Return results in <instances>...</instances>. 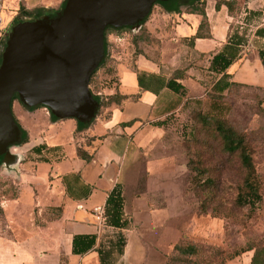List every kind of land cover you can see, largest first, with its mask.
<instances>
[{
	"label": "crops",
	"instance_id": "crops-1",
	"mask_svg": "<svg viewBox=\"0 0 264 264\" xmlns=\"http://www.w3.org/2000/svg\"><path fill=\"white\" fill-rule=\"evenodd\" d=\"M63 1L0 0V15H5L4 20L0 17V29L7 33L20 8L49 11ZM233 1L235 14H229L225 6L216 10L214 0H203L207 29L202 33L208 38L195 39L190 47L183 40L198 31L201 16L187 12L168 15L155 8L143 26L152 43L145 45L134 62L140 73L155 80H143L149 90L141 91L129 65L115 64L118 91L124 99L120 106L113 103L103 110L91 125V134L64 130L60 132L65 135L63 141L50 133L39 135L43 142L34 143L36 137L23 127L29 142L11 148L17 158L11 167H0V264H99L94 250L74 255L72 238L95 235L97 246L116 232L105 225V219L98 223L93 215L94 208H104L114 187L121 190L127 222L122 231L125 245L122 253L112 255L114 264H166L175 244L186 239L195 243L190 237L193 218L186 217L170 195L153 188L151 183L164 174L152 167L158 165L159 169L161 162L149 158L146 150L153 147L149 135L164 127L153 122L185 116L192 111L193 102L202 99L204 78H213L206 70L207 53L217 52L227 42L252 46L247 38L251 27L242 25L239 16L244 11H258L264 17V0ZM232 66L235 69L230 70ZM232 66L230 81L264 88V71L256 51ZM180 70L185 77L179 82L186 90L181 99L164 86L165 79ZM111 92L104 89L100 94ZM38 146L41 149L34 151ZM48 148L63 149L67 158L52 162L45 154ZM77 148L91 160L80 159ZM41 169L44 174L39 177ZM27 184L40 189L24 188ZM245 254L225 264H250L252 253Z\"/></svg>",
	"mask_w": 264,
	"mask_h": 264
},
{
	"label": "rangeland",
	"instance_id": "rangeland-1",
	"mask_svg": "<svg viewBox=\"0 0 264 264\" xmlns=\"http://www.w3.org/2000/svg\"><path fill=\"white\" fill-rule=\"evenodd\" d=\"M155 8L159 6L155 5ZM20 9L25 10V8ZM25 11L30 12V10ZM0 17L2 20L5 19L4 14ZM147 21L148 19L143 26ZM7 22V25H11L12 21L7 19ZM260 24L264 25V17L263 21L257 23V25ZM254 25L252 29L249 28L247 38L255 48L262 47L263 40L250 36L254 27L257 26ZM243 34L245 35V32ZM244 39L245 37H242V40ZM108 40L112 44L109 49L112 62L126 63L130 66L131 35L124 33L117 38L115 35H109ZM250 53L251 51L247 56ZM232 69H235V66L230 68ZM110 78H115L114 72L106 74L98 71L92 80H109ZM213 82V78H204V95L201 100L193 102L191 110H199L205 115L225 120L235 130L246 136L252 147V160L261 182V202L257 207L253 211H250L249 207H235L233 202L236 188L242 177L238 163L234 160L235 158H230L220 151L219 143L204 133V129L200 127L197 120L194 119L191 125L188 114L172 116L168 118L161 132H152L149 135V142L153 144V147L146 152L149 158L161 162L159 169H157L158 165L152 167L156 169V172L164 174V177L151 183L155 186L153 188L158 187L164 192L163 195H170L178 207L184 209L185 216H191L194 220L190 237L195 240L198 248L196 262L225 264L246 255V252H242L247 248L264 245V88L244 85L233 88L225 92L223 97L215 99L208 97L212 92ZM11 110L20 127L23 130L26 127L27 131H31L32 136L36 137L34 143L43 142L39 135L50 133L58 134L57 138L63 141L65 135L61 133L64 130L76 132L79 129L74 119L53 120L47 109L37 107L25 109L18 100L12 102ZM96 119L97 117L90 125L79 129V133L82 136L91 134V125ZM46 144H48L47 141ZM45 154L52 162H60L67 158L65 151L59 148H48ZM12 155L15 160L17 157L15 154ZM189 160L197 162L202 170L205 169L208 172L207 176L215 180V190L204 193L199 189L198 178L187 169ZM43 174L44 169H41L38 176L42 177ZM206 177L203 171L199 181H204ZM34 186L35 184L33 186L27 184L23 187L32 190ZM35 189L39 190V185H36ZM200 206L205 207L204 212L200 210Z\"/></svg>",
	"mask_w": 264,
	"mask_h": 264
},
{
	"label": "water",
	"instance_id": "water-1",
	"mask_svg": "<svg viewBox=\"0 0 264 264\" xmlns=\"http://www.w3.org/2000/svg\"><path fill=\"white\" fill-rule=\"evenodd\" d=\"M166 1L64 0L52 18L12 25L0 59L2 161L14 160L10 149L21 140L10 107L14 95L26 109L42 106L58 120L89 124L98 109L89 79L104 57V30L137 31L152 6Z\"/></svg>",
	"mask_w": 264,
	"mask_h": 264
},
{
	"label": "trees",
	"instance_id": "trees-1",
	"mask_svg": "<svg viewBox=\"0 0 264 264\" xmlns=\"http://www.w3.org/2000/svg\"><path fill=\"white\" fill-rule=\"evenodd\" d=\"M214 1L216 10H218L221 6H225L229 14H235L237 12L235 11V2L233 0ZM155 5L159 6L161 12L168 15L187 12L191 14H198L201 16L202 20L198 27V31L188 40H183V42L186 43L187 46H192L195 39L208 38L207 33H202L203 29L204 31L207 29L203 0H168L166 2H156L152 6L148 16L140 23V28L137 31L132 30L130 27H122L119 29L107 27L104 30L103 34L104 57L98 67L93 71L89 79L91 95L98 104L95 118L102 114L103 110L113 103L117 106H120L121 101L124 99V97H122L118 91V77L116 76L117 71L114 68L115 63L112 62L109 50L110 46L112 45L108 40L109 35H115V38L124 33H128L131 35L130 45L132 48V59L129 69L136 74L138 86L141 91L149 90L146 81L143 80H155L154 76L152 75L140 73L134 64L136 57L142 52V49L145 48V45L152 43L149 38V34L143 28V24L150 16ZM63 6L64 1L56 9L49 10L48 12H51L53 14L50 16V18L54 17L63 8ZM45 13L46 12L44 11V9L33 10L30 12L19 9L16 18L12 22V25L25 21H34L43 16ZM239 21L242 23V25L252 27L255 26L254 24L257 25L259 21H263V15L262 12L258 11H244V14L239 16ZM254 29V38L264 41V25H257L256 27H254ZM237 42H240V40H237ZM3 46H5V42H3ZM252 50L257 52L258 58L264 71V46L255 48L252 45L250 48H244L231 42H227L222 45L217 52H209L206 54L209 57L206 70L215 79L212 83V92L208 95V97L217 99L219 97H223L225 92H228L233 88L244 86L243 84H238L230 81V74L228 73V70L232 65L239 63ZM111 65H113L114 67ZM111 68L113 71L111 70ZM98 71L106 74H112L114 72L115 78H110L109 80H92L93 76ZM184 77V70H180L173 72L170 77L165 79V88L172 94L176 95L179 99L184 97L186 94V90L179 82V80H182ZM104 89H110L112 92L108 95H103L102 93L100 94V92ZM14 100H18L16 95H14L12 98V101ZM37 108L44 107L37 106ZM49 115L53 120H58L50 113ZM187 117H190L191 125L194 122V119L197 120V123L200 125V127L204 129V133L207 134L208 137L216 140L219 143L220 151L223 154L230 156V158H235L234 160L238 163L239 169L242 173V177L240 179V184L236 188V195L233 203L237 208L249 207V210L253 211L261 202V182L259 180L257 172L255 171L254 163L252 160V147L246 136L235 130L231 125L227 123V121L215 116L205 115L199 112V110L190 111ZM14 121L21 133V140L18 145L27 144L29 142V138L26 132L20 127L15 118ZM93 121L94 120H92L89 124H81L77 121L76 123L79 129H81L90 125ZM166 121L167 119L161 122H154L153 125L162 127L166 125ZM79 129L77 131H79ZM40 149L41 146L33 148L34 151H39ZM76 155L85 162H89L91 160V156H89L80 148H77ZM13 161L14 160L8 163H4L2 161V157H0V167L1 165H3L5 168H8V166H10ZM191 161L192 160L188 161L187 169L191 171L195 175V177L198 178L199 189L204 191V193L205 191L211 192L212 190H215V180L211 177H208V172H206L205 169L202 170L197 162ZM203 171L204 177H207L204 178V181H199V177L202 175ZM201 209L203 212L205 211V207L203 208L200 206V210ZM123 216L122 193L118 187H114L110 192H108V197L104 206V218L105 225L112 228L116 232H114L106 241H100L97 246V237L95 235L73 236L72 253L74 255H82L90 250H94L98 254L99 264H114L112 255L122 253L125 245V237L122 231L126 229L127 222L125 221ZM250 251H252L250 264H264V245L260 247L247 248L242 253H247ZM172 252L173 253L168 258L166 264H202L196 262V258L198 256V248L196 243L191 240L186 239L180 243L175 244L172 248Z\"/></svg>",
	"mask_w": 264,
	"mask_h": 264
},
{
	"label": "flooded vegetation",
	"instance_id": "flooded-vegetation-1",
	"mask_svg": "<svg viewBox=\"0 0 264 264\" xmlns=\"http://www.w3.org/2000/svg\"><path fill=\"white\" fill-rule=\"evenodd\" d=\"M44 15H47L49 18H50V16L51 15H53L51 12H46ZM6 37H7V35H6V33L5 32H3L1 29H0V59H1V54H2V51H3V49H4V46H3V42H5L6 41ZM13 98V97H12ZM12 101V100H11ZM13 102V101H12ZM11 106H12V103H11ZM10 106V107H11ZM11 112H12V110H11ZM12 115H13V113H12ZM13 117H14V115H13ZM15 118V117H14Z\"/></svg>",
	"mask_w": 264,
	"mask_h": 264
},
{
	"label": "built area",
	"instance_id": "built-area-1",
	"mask_svg": "<svg viewBox=\"0 0 264 264\" xmlns=\"http://www.w3.org/2000/svg\"><path fill=\"white\" fill-rule=\"evenodd\" d=\"M93 215L95 216L98 223H101L104 218V208L103 207H96L93 209Z\"/></svg>",
	"mask_w": 264,
	"mask_h": 264
}]
</instances>
